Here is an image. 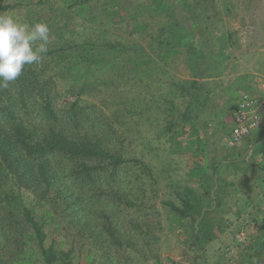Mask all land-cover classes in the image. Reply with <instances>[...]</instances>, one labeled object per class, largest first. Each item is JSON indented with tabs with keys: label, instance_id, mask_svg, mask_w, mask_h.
Instances as JSON below:
<instances>
[{
	"label": "trees",
	"instance_id": "1",
	"mask_svg": "<svg viewBox=\"0 0 264 264\" xmlns=\"http://www.w3.org/2000/svg\"><path fill=\"white\" fill-rule=\"evenodd\" d=\"M66 1L67 12L80 16L73 20L75 28L58 34L49 17L38 13L32 20L19 13L29 3L0 0V13L44 21L50 28L42 62L25 66L15 82L0 89V264H79L84 255L91 257L89 264L157 261L152 255L159 238L154 232L160 225L154 220L157 198L167 219L183 226L189 221V245L201 248V264H264V207L259 205L255 233L245 229L251 219L245 228L239 219L228 223L235 244L231 259L225 257L229 246L213 258L205 250L217 238L215 230L223 228L214 220L223 213L222 187L257 184L256 170L249 179L245 169L248 159L259 153L264 157L263 121L248 136L255 134L257 140L238 155V174L220 177L222 164L213 152L210 175H201L197 122L201 111L218 104L217 86L235 58L236 31L209 19L205 0ZM210 4L217 9L213 0ZM100 13L105 18L97 20ZM115 52L124 53L128 64ZM181 55L191 69L187 79L174 78L170 63ZM143 56L157 69H142L131 83L130 68ZM157 70L161 74L154 78ZM68 75L74 100L60 109L56 77ZM99 84L116 86L115 118L103 114L96 102L81 99ZM114 121L127 133L116 134ZM134 132L142 136L137 154L119 142ZM160 183L164 191L158 194ZM202 204L215 215L207 216ZM130 209L138 212L136 217L144 211L149 219L145 224L135 222V216L125 221L122 212ZM132 227L142 248L129 237ZM240 233L243 240H238Z\"/></svg>",
	"mask_w": 264,
	"mask_h": 264
},
{
	"label": "rangeland",
	"instance_id": "2",
	"mask_svg": "<svg viewBox=\"0 0 264 264\" xmlns=\"http://www.w3.org/2000/svg\"><path fill=\"white\" fill-rule=\"evenodd\" d=\"M21 1L29 3L30 6L29 9L27 8V10L21 9L19 11L21 15H25L27 19L31 15L33 16L31 18L32 20L38 13L43 16L49 17L53 22V26H56L52 27L53 30L58 34L60 32H65L66 30L75 28V23L73 22V20L75 17L80 16L79 14H77L78 12H67V10L65 9V4L67 2L66 0H49V2L43 0ZM204 2L205 4L208 3L206 6L209 9V19L213 20L214 22L215 20L218 21L217 23L215 22V24H217L221 29L225 31L229 29L236 31L235 38L237 39L238 44L235 45L234 49H231V55H233V53L235 54V56L238 55L237 60L239 61L236 63H238L241 67L239 72L243 71L245 74L249 75L255 74L253 73V70L258 69L260 66H262L258 64L260 61L262 62L261 59L264 58V56L257 54H261L262 52H264V0H213L214 5L216 4V10L211 8L210 0H205ZM226 6H228L229 10L226 9ZM104 18L105 17L101 13L100 15H97V20H102ZM19 19L22 20L23 17L20 16ZM109 28L116 32L123 33L122 28L111 26ZM248 49H250L251 51H248ZM119 53L120 52H115V54L117 55ZM108 54L111 56L112 52L110 51V53ZM119 58L120 60L128 64L127 57L124 53L119 54ZM134 60L135 65L130 68L131 72H129L131 83H134L133 80H136L142 76L140 72L142 69L147 67H150L149 70L157 69L155 68L157 64L148 62L147 57L145 56H143V58L141 57ZM170 63L174 65V78L187 79L191 77V69L189 65H186V63L184 62L183 55H181L177 60L173 62L171 61ZM128 67L129 65L126 66V68ZM235 69V67L230 68L229 73L232 71H236ZM73 71L75 70L73 69L72 72ZM113 73L114 71L110 72V74ZM152 74L154 78H157L160 76L161 72H159L158 70L152 71ZM103 76L105 75L102 74V77ZM72 78V75H68L66 78L60 79L56 77L55 105L60 109L67 106L68 103L74 100V95L71 93L72 89L70 88L73 85L71 80ZM224 79L225 78L222 77V80ZM125 86L129 87V85ZM96 87V89H92L85 93H82V101L96 102L97 105L101 106L103 114L110 115L111 113L112 118H115L117 115L116 112L113 111V109L115 107V101L118 99L116 97L118 94V91L115 89L116 86H106V84H99ZM103 102H106V104L110 103L107 104L108 108L107 105H103ZM118 123L119 122L114 121V126H116L115 128L117 131L116 134L124 135L125 133H127L125 129L118 127ZM139 124L140 123H137V129L139 127ZM140 130L142 132L144 131L142 129ZM129 132H131V130ZM135 133L136 132H134L132 137H119V142H123V145L125 147H128L130 149L129 151H132L133 154H137L136 148H139L137 147V144L142 140L141 134L138 133V135L135 136ZM106 135L103 136V140H107ZM117 139L118 137L115 138V140ZM170 172L172 173V171ZM259 183L261 184V181H259ZM163 186V183L159 184L160 189L158 190V194L164 191ZM159 200L160 199L157 198L156 202L154 201V209L158 214V217H155L154 220L155 222H159L161 226L157 225L156 229L154 230L155 222L151 221L154 232L159 235L158 242L153 245L154 251L152 254L157 256V261L150 259L144 262V264H169L170 261H174L176 264H194L196 260V264H201V248L199 249L196 246L191 247L189 245L191 240L189 236L192 229L191 226H189V221H186L187 224L183 226L182 224H179L177 219H167L166 215L164 214L165 211ZM132 210L133 209H130L129 212H122V219L125 218V221H127L129 217L135 216V222H137L138 224H145L144 221L146 219H149L148 217H144V211L141 212L140 217H136L138 216V212H131ZM160 213L162 214L161 216ZM132 228H130L131 232L128 231L130 235L129 237L133 242H137L139 248H142V246H140L139 239H137L136 237L138 230L136 231L137 228L135 227ZM247 232H249V230H247ZM228 233H230V231H228ZM227 246L231 247V250H226L227 253L225 257L231 259L230 256H232L235 250V244L232 240V236H217V238L214 239L211 244H209V247L214 248L213 251L215 255L220 254L221 249L225 250ZM83 249L85 250V248ZM87 256L88 255H84L83 257H81V259H79V264H89L87 260L91 257Z\"/></svg>",
	"mask_w": 264,
	"mask_h": 264
},
{
	"label": "crops",
	"instance_id": "3",
	"mask_svg": "<svg viewBox=\"0 0 264 264\" xmlns=\"http://www.w3.org/2000/svg\"><path fill=\"white\" fill-rule=\"evenodd\" d=\"M248 51H251L248 49ZM258 55L264 56V52ZM235 56V54L233 53ZM238 56V55H237ZM237 56L230 61L229 68L235 67L236 71H232L228 74H225V79L217 86L218 90V104L212 108H206L205 111H201V115L198 118V127L201 128V175H210V163L211 156L213 152L221 162L220 177L231 176V174H238L240 171H237V165L235 162L238 158L240 152L244 151L245 147L249 146L251 143H254L256 135L248 137L244 142L238 144H231L228 140V135L233 125V109L235 100L242 92H251L254 96L260 99L264 97V58L261 59L258 65L259 69L253 70V75L245 74L243 71L239 72L241 67L238 63ZM263 70V71H262ZM221 77V78H222ZM212 79V78H211ZM258 90V92H257ZM217 97V96H216ZM231 97V100L228 98ZM257 140V139H256ZM259 141L257 142V144ZM262 156V157H260ZM251 161V162H250ZM249 169L246 170L245 177L251 179L250 176L253 175L251 172L252 169L256 170V174L259 175L257 184L253 186H231V187H222L226 196L223 199V202L220 204V209L223 210V213L208 212L207 204H202L201 208L208 212L207 216H216L215 221L218 220V223H222L223 228L217 229L215 236H231L228 231L230 230L227 226L231 221L233 223H238L241 221L245 228V224L250 223L251 226H246V230L255 233L257 231L256 219L260 218L255 215L256 209L259 206L264 207V198L259 200L264 194V157L260 153L255 155V158L248 159ZM251 164V165H250ZM239 168V167H238ZM261 181V184L259 183ZM201 188L203 185L201 183ZM201 192L203 190L201 189ZM249 200L253 201L249 203ZM257 205V206H256ZM259 205V206H258ZM238 209H240L241 215L237 214ZM255 215V218H253ZM251 219V220H250ZM257 220V221H258ZM255 224V225H254ZM205 233H201V236H204ZM211 244V243H209ZM205 247L206 254L209 258L216 257L212 247Z\"/></svg>",
	"mask_w": 264,
	"mask_h": 264
},
{
	"label": "clouds",
	"instance_id": "4",
	"mask_svg": "<svg viewBox=\"0 0 264 264\" xmlns=\"http://www.w3.org/2000/svg\"><path fill=\"white\" fill-rule=\"evenodd\" d=\"M50 44L44 21L30 23L11 13H0V89H7L25 66L40 64Z\"/></svg>",
	"mask_w": 264,
	"mask_h": 264
},
{
	"label": "built area",
	"instance_id": "5",
	"mask_svg": "<svg viewBox=\"0 0 264 264\" xmlns=\"http://www.w3.org/2000/svg\"><path fill=\"white\" fill-rule=\"evenodd\" d=\"M264 121V97L258 99L248 92H242L235 100L233 125L228 135L231 144H238L256 131ZM243 240L244 233L237 235Z\"/></svg>",
	"mask_w": 264,
	"mask_h": 264
}]
</instances>
